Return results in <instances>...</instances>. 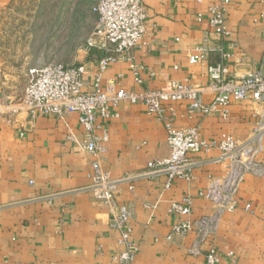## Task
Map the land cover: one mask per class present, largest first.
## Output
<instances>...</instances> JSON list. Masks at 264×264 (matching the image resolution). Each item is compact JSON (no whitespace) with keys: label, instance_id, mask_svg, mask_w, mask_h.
<instances>
[{"label":"crops","instance_id":"1","mask_svg":"<svg viewBox=\"0 0 264 264\" xmlns=\"http://www.w3.org/2000/svg\"><path fill=\"white\" fill-rule=\"evenodd\" d=\"M217 2L144 0L147 31L134 52L143 83L136 82L129 64L120 62L108 66L100 87L143 92L177 81L205 88L202 98L209 102L215 91L208 87V69L223 63L224 53L230 56V77L264 73V0L231 1L226 11L229 37L217 34L208 21ZM15 3L0 0V21ZM200 14L202 22L197 20ZM86 42L76 47L66 65H84V84L90 88L101 55L86 51ZM2 47L0 102H13L22 94L29 71L45 64L35 63L29 43L27 55L14 65ZM202 48L204 61L190 64L189 58ZM165 107L177 128L199 127L208 144L231 136L239 147L255 149L251 160L262 171L244 175L235 211L222 210L206 197L229 171L227 163H214L220 155L216 147L189 155L194 164L190 181L138 177L149 162L166 161L171 155L164 123L142 104L121 103L111 110L117 116L109 120L97 114L95 134L108 137L97 157L82 147L85 133L75 113L64 120L40 115L34 121L21 113L12 123L0 115V264H121L118 258L125 247L111 218L124 206L131 213V241L138 249L131 264H205L212 248L220 252L221 264H264V135L253 140L264 103L232 102L226 117L222 111L191 113L189 102ZM71 135L74 140H69ZM95 160L118 183L112 206L99 202L90 190ZM126 176L135 178L121 182ZM185 201L190 202L189 217L171 213L173 203ZM185 221L192 223V230L172 235L174 225ZM192 248L198 253L188 255Z\"/></svg>","mask_w":264,"mask_h":264},{"label":"built area","instance_id":"2","mask_svg":"<svg viewBox=\"0 0 264 264\" xmlns=\"http://www.w3.org/2000/svg\"><path fill=\"white\" fill-rule=\"evenodd\" d=\"M232 0H218L210 7L208 21L214 31L224 37L230 32L226 27L227 6ZM97 22L93 32L85 44L88 52L96 51L101 55L97 63L94 84L86 88L84 75L86 67L82 64L66 65L49 62L41 68L29 71V78L22 94L15 101L0 102V115H5L9 123L15 117L25 113L29 121L38 116H53L64 120L70 114H77L79 123L85 133L82 147L94 157L105 150L103 144L108 140L107 135L98 136L96 117L99 113L105 120L117 115L111 110L121 103L131 105L142 104L147 108L148 114L160 119L167 133V145L171 150L170 158L166 161H151L146 170L138 175L144 178L157 179L161 176L174 179H193L194 164L190 162L189 155L199 153L216 147L220 151L214 163H227L228 174L223 180L215 182L207 191L206 197L212 200L222 210L235 211L238 208L236 195L239 184L246 173H261V168L251 160L255 151L253 147H239L231 136H225L219 142L206 143L200 133L199 127L177 128L172 116L167 113V104L189 102V111L194 114L208 116L214 112L222 111L226 117L227 108L232 102L252 100L264 103V73H250L242 77H230L226 61L229 54H223V63L210 66L208 69L210 83L208 87L215 91V96L209 102L202 98L205 88L191 86L177 81L160 90H145L143 92L127 91L109 86L100 87L103 73L108 66L125 62L134 72L136 82L142 84L140 70L134 62V52L143 41L146 26V7L144 0H99L93 7ZM198 22L204 20L198 15ZM200 54L189 58L190 64L203 62L205 49ZM169 111L174 115L172 107ZM262 121L254 131L253 140L260 141L264 135V108ZM24 136V132H20ZM69 140H74L71 135ZM93 184L90 190L96 199L106 205L112 206L117 196V184L101 169L99 160L92 163ZM135 177L126 176L121 182H129ZM133 189V187H131ZM246 209H249L248 207ZM171 213L189 217L192 214L189 201L173 203ZM131 213L128 207H118L113 212L111 226L121 238L125 251L119 256L121 264H131L137 254V247L131 241L132 229L129 227ZM193 228L190 221L174 225L172 235L184 236ZM171 239V236L169 237ZM194 248L188 255H195ZM232 256V253L229 254ZM205 264H221V254L216 248L210 249L205 255Z\"/></svg>","mask_w":264,"mask_h":264},{"label":"rangeland","instance_id":"3","mask_svg":"<svg viewBox=\"0 0 264 264\" xmlns=\"http://www.w3.org/2000/svg\"><path fill=\"white\" fill-rule=\"evenodd\" d=\"M98 1L16 0L0 21V46L12 65L27 55L28 43L36 64H67L94 28Z\"/></svg>","mask_w":264,"mask_h":264}]
</instances>
